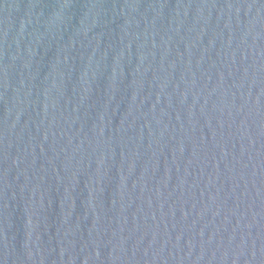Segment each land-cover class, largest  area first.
Returning <instances> with one entry per match:
<instances>
[{
	"label": "water",
	"instance_id": "obj_1",
	"mask_svg": "<svg viewBox=\"0 0 264 264\" xmlns=\"http://www.w3.org/2000/svg\"><path fill=\"white\" fill-rule=\"evenodd\" d=\"M0 264H264V0H0Z\"/></svg>",
	"mask_w": 264,
	"mask_h": 264
}]
</instances>
